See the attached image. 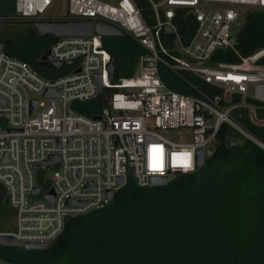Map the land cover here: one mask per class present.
I'll return each instance as SVG.
<instances>
[{"label":"built area","instance_id":"2783aa9c","mask_svg":"<svg viewBox=\"0 0 264 264\" xmlns=\"http://www.w3.org/2000/svg\"><path fill=\"white\" fill-rule=\"evenodd\" d=\"M53 1L13 0L15 17L45 20ZM145 1L153 11V24L142 17L135 0H66V15L57 20H88L92 31L57 36L48 48L47 64L60 61L67 69L52 78L0 49V183L14 212L12 229L0 235L12 236L20 245L48 244L61 233L66 218L108 203L107 191L113 193L128 176L145 186L151 185L152 176L170 180L196 170L197 150L214 148L222 122L253 139L231 117L233 108L247 107L254 124L264 123V118H257L255 106L245 101L247 96L256 98V87L264 86V66L256 63L264 49L242 58L240 64L208 63L216 49L233 46L240 6L263 9L264 0ZM177 8L185 9L184 16L191 12L196 22L188 43L182 41L173 22ZM97 21L127 33L144 48L134 75L111 82V55L102 35L94 32ZM163 29L174 33L180 55L164 45ZM160 65L177 74L190 71L208 84L240 94L241 101L221 105V99L230 100L225 94L180 93L162 80ZM48 89L60 94L44 96ZM99 95L103 105L94 115L98 119L72 110L73 101ZM32 99L37 100L33 114ZM165 130L184 133L185 138H169L162 133ZM53 156L56 161L39 166ZM51 166L54 170L46 178ZM119 177L123 183L117 185ZM51 189L54 195L48 202L45 194Z\"/></svg>","mask_w":264,"mask_h":264},{"label":"trees","instance_id":"16d2710c","mask_svg":"<svg viewBox=\"0 0 264 264\" xmlns=\"http://www.w3.org/2000/svg\"><path fill=\"white\" fill-rule=\"evenodd\" d=\"M142 17L153 24V11L145 0H135ZM243 19L234 32L232 47L218 48L210 65L240 64L264 49V8L241 9ZM177 8L173 22L184 43H188L196 22L191 12ZM0 15L15 17L13 0H2ZM32 20L16 22L26 27L21 35L0 26L2 50L27 62L43 77L52 78L67 66L39 65L43 52L57 36L37 34ZM164 45L175 55V35L162 30ZM110 52L111 82L132 76L138 69L144 48L130 35H103ZM264 66V54L256 62ZM160 77L170 88L187 95L223 96L222 87L204 82L183 70L174 73L160 65ZM241 101L232 93L221 105ZM264 118V101L245 97ZM103 97L73 101L72 110L86 116L99 113ZM234 121L264 144V123L254 124L247 107L230 112ZM235 141L227 146L226 139ZM236 140H241L237 142ZM42 183V182H41ZM44 184V187H47ZM6 190L0 183V218L7 223L13 210L5 205ZM12 226V225H11ZM10 231V230H6ZM0 262L5 264H264V149L227 122L216 132L214 152L189 173H178L161 185H138L128 176L113 192L110 201L85 214L66 218L61 233L45 248H24L0 243Z\"/></svg>","mask_w":264,"mask_h":264},{"label":"water","instance_id":"95a60500","mask_svg":"<svg viewBox=\"0 0 264 264\" xmlns=\"http://www.w3.org/2000/svg\"><path fill=\"white\" fill-rule=\"evenodd\" d=\"M245 16V12H241L238 14L239 19H243ZM32 25L35 28V31L37 34H45V33H50L55 36L59 35H89L91 34L92 31V24L88 20H35L31 22ZM94 32L96 34L100 35H120L123 34L121 30L118 28L102 21H97L94 23ZM231 40L233 39L232 37L230 38ZM4 45V41L0 40V49H2V46ZM184 58L187 60L193 62V63H200L199 61H195L191 58H189L186 55H183ZM50 60V54H49V49L45 50L43 54L41 55L39 59V65L44 66L48 63ZM51 63L57 67L61 65L60 61H51ZM96 81L100 87V76L97 74L96 75ZM60 92H55L51 89H48L45 91L44 96H53V95H59ZM255 97L258 99H263L264 100V86H257L255 90ZM37 104V100L32 99L31 100V114L34 113L35 106ZM70 112V110H69ZM94 119H98L99 116H93ZM255 143L259 144L256 140L254 141ZM235 141L231 138L226 139V144L227 146H231L234 144ZM264 149V148H263ZM214 152L213 147H209L207 149L199 148L196 152V157H195V163H196V168H199L203 163L206 157H209L212 155ZM57 160V156H53L50 159L43 161L40 163L39 166H44L48 163H53L54 161ZM37 168V167H36ZM169 180L168 176H152L150 177L149 183L151 185H161L165 184ZM123 183V178L119 177L117 180V185H120ZM38 190V187H35L33 192L35 193ZM53 190H49L45 194V199L48 202H52L53 199ZM112 191L108 190L107 191V197L112 198ZM4 203L5 205L9 206L10 205V198L9 195H6L4 198ZM0 243L4 245H20V243L14 239L12 236L8 235H0ZM24 248H45L47 246L46 243H25L22 245Z\"/></svg>","mask_w":264,"mask_h":264},{"label":"rangeland","instance_id":"374dc122","mask_svg":"<svg viewBox=\"0 0 264 264\" xmlns=\"http://www.w3.org/2000/svg\"><path fill=\"white\" fill-rule=\"evenodd\" d=\"M104 1L115 2L117 0H104ZM258 8L262 9V7H258ZM239 9H255V8H252L250 6H240ZM65 15H66V0H54L52 2V4L50 5V7L48 8L47 13L44 14V19L45 20H57V19H62L63 16H65ZM20 20H23V19H19L16 17H9L6 15H0V26L1 27L6 26L7 28H13L12 30H16L15 32H17L21 35H24L26 33V30H27L26 27L21 25V24L16 23ZM239 24H240V19L234 23V32H235L236 27H238ZM223 90H224L225 96L230 99L232 91L230 89H227V88H223ZM162 133L164 135H166L167 137L172 138V139H175V138L177 139L178 136H180V137L183 136L185 138L184 133L180 134L179 132H177L175 130H165V131H162ZM246 137H248V136H246ZM251 140L255 141L256 139L253 138ZM236 141L241 142V140H236ZM256 141L259 143L258 144L259 146L263 145L258 140H256ZM53 170H54L53 166L47 167L46 172H45V177L50 178ZM7 220L8 221L6 223L5 219L3 220L2 218H0V231H6V230L12 229L13 226H11V225L13 224V217L8 218Z\"/></svg>","mask_w":264,"mask_h":264}]
</instances>
